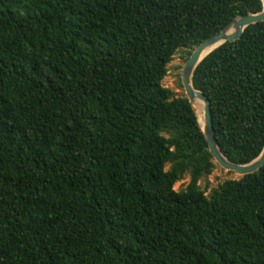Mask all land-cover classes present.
Wrapping results in <instances>:
<instances>
[{
  "label": "trees",
  "instance_id": "obj_1",
  "mask_svg": "<svg viewBox=\"0 0 264 264\" xmlns=\"http://www.w3.org/2000/svg\"><path fill=\"white\" fill-rule=\"evenodd\" d=\"M262 9L0 0V264H264V166L206 196L216 163L185 94L163 85L180 48ZM192 80L225 157H258L264 22Z\"/></svg>",
  "mask_w": 264,
  "mask_h": 264
},
{
  "label": "water",
  "instance_id": "obj_2",
  "mask_svg": "<svg viewBox=\"0 0 264 264\" xmlns=\"http://www.w3.org/2000/svg\"><path fill=\"white\" fill-rule=\"evenodd\" d=\"M261 2L263 5L261 12L249 13L245 16H238L234 18L219 33L207 38L202 43H200L186 60L180 75L182 86L184 88V94L191 104L196 116L197 113L194 109L195 102L200 101L203 103V124L201 125L199 119L198 122L207 141L208 148L212 154L214 162L222 169L233 172L240 177L254 174L264 166V147L258 157L246 164H237L226 158L219 148L215 138L211 116V103L202 92L195 89L192 78L197 66L211 52L226 43H232L239 40L247 27L264 22V0H261ZM230 28H233L234 30V32L231 34L228 33Z\"/></svg>",
  "mask_w": 264,
  "mask_h": 264
},
{
  "label": "rangeland",
  "instance_id": "obj_3",
  "mask_svg": "<svg viewBox=\"0 0 264 264\" xmlns=\"http://www.w3.org/2000/svg\"><path fill=\"white\" fill-rule=\"evenodd\" d=\"M190 51H192L191 48H185V47H182L178 50V52L173 57V60L168 64V72L163 80L164 87L171 89L176 96H180L184 94V88L182 86L180 75L185 62L189 57L188 52ZM196 113L198 119L202 120L203 117L202 111L197 110ZM167 168H169V166ZM238 178H240V176H238L237 174L224 170L216 164V168L212 172V174L206 178H203L199 184L202 189H205L207 187L205 191V195L209 196L211 190L213 188H216L219 184H222L226 180L238 179ZM189 181H190V177L189 175H186L185 179H183L182 181L178 182L175 185L174 187L175 190L179 191L181 189H184L186 185L189 183Z\"/></svg>",
  "mask_w": 264,
  "mask_h": 264
},
{
  "label": "bare ground",
  "instance_id": "obj_4",
  "mask_svg": "<svg viewBox=\"0 0 264 264\" xmlns=\"http://www.w3.org/2000/svg\"><path fill=\"white\" fill-rule=\"evenodd\" d=\"M234 32L233 28H230L228 30V33H232ZM194 109H196L195 111L197 112V110L199 111H202V116H203V103L200 102V101H196L195 104H194ZM199 122L201 123V125L203 124V117H202V120L200 119Z\"/></svg>",
  "mask_w": 264,
  "mask_h": 264
}]
</instances>
